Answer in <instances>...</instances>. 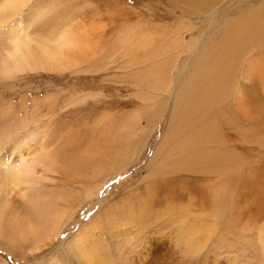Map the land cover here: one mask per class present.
<instances>
[{
  "label": "rangeland",
  "instance_id": "obj_1",
  "mask_svg": "<svg viewBox=\"0 0 264 264\" xmlns=\"http://www.w3.org/2000/svg\"><path fill=\"white\" fill-rule=\"evenodd\" d=\"M263 6L25 0L1 13V29L22 25L35 44L68 40L35 67L0 71V155L20 145L37 180L22 189L64 212L51 243L30 252L0 210V264H264V31L240 40L231 71L219 59L216 101L203 95L181 118L179 100L200 55ZM186 120L218 156L210 163L173 149ZM32 221L43 234L47 221ZM81 237L94 254L69 250Z\"/></svg>",
  "mask_w": 264,
  "mask_h": 264
},
{
  "label": "bare ground",
  "instance_id": "obj_2",
  "mask_svg": "<svg viewBox=\"0 0 264 264\" xmlns=\"http://www.w3.org/2000/svg\"><path fill=\"white\" fill-rule=\"evenodd\" d=\"M24 3L25 0H0V14L3 13L4 16L13 15L17 12L18 8L22 6ZM11 9L12 11H9ZM253 11H250L249 14L247 13L246 15H244L242 17V23L235 24L233 30L230 27L227 28L228 31L227 30L225 31L227 37L223 45L221 46H217V44L213 45L211 48H209V50H206L205 53H202L200 55V59L199 62L197 63V66L195 67L194 71L191 73V75L188 77L186 81V86L188 87V91L183 96L179 95V100L181 101V103L182 104L186 103L184 104L185 106L182 108L180 112V114H183L182 116H180L181 118H184L188 111L190 114H192L196 111V107L201 106L200 97L203 95H205L203 100L204 103L216 101V95L218 93L219 88L216 87L217 84L213 85L215 81V74L222 78L223 75L221 74V71H224L223 62L219 59L225 61V69L226 68L228 69L229 66L233 64L232 60L236 55L235 53L237 50L236 46L237 44L240 43V40H242L248 34H254L255 32L264 31V9L258 12H253ZM1 22L2 20L0 19V25ZM253 28H255L254 29L255 32L253 31ZM231 36L239 39L236 45L232 44L233 41L230 40ZM34 37L36 40V36ZM65 37L66 36H64V34L59 33V35L52 37V39L49 38V40H51L50 42L48 40L49 44L45 43L47 39L46 40L44 39L45 41L43 40L44 43L41 42L40 44L39 43L35 44L36 41L34 40V38L31 37V35L25 33L24 26L22 25H18V26L11 25L6 29L0 28V71H3L6 68L20 69L22 67H35L37 65V59L46 57L47 53H50V51L51 53H55V51H57L59 47L61 46L63 47V45L68 40ZM61 48L58 50L59 52ZM234 67L236 66L234 65ZM231 70L229 68V71ZM151 76H152V71H151ZM155 78L157 77L155 76ZM220 89L221 91H223L222 87ZM223 94H225V92ZM186 123H187L186 128L181 127L182 124L178 126L177 128L178 133H176V135L179 137H184V139L178 141L175 144V146H173V149L175 150L177 149V151L182 152L184 159L186 158L202 159L210 163V160L213 159V156L218 157L211 150H207L204 147H202L201 149L200 145L198 146L197 142L199 140L196 141L198 139L197 138L198 134L195 135V132H193L191 129L187 130L188 127L191 125H189V122L187 120L183 125H186ZM181 133L183 134L185 133V134L181 135ZM124 144H126V142ZM119 146L121 147V145ZM110 148L112 149V147ZM22 150L23 148H21L20 145L15 144L13 145V149L11 152L13 156L0 155V210L2 214L6 216V218L10 221L11 225L13 226L15 236L18 239V241L23 245L30 246V252H34L48 246L51 243V241L54 239L58 226L63 219L64 212L57 209L50 210L48 207L45 208L44 202L39 203L38 199L36 200L33 196L28 195L25 189H22L28 183L30 185V183H34L37 181L35 177L36 165L33 161L32 162L27 161V157L24 155ZM107 170L109 171V169ZM92 193H93L92 190L89 189L86 191V196L89 197ZM32 217H38L39 220L41 221L43 220L47 221L48 225H45L47 227L44 229L45 231L43 234H41L38 228L35 227L36 224L35 222L32 221ZM61 247H63V245H61ZM69 250L73 251V253L77 257L85 256L86 252L89 250L93 254L95 253L92 246L88 247V239H84V237L83 239L81 237L80 243L72 242L69 247Z\"/></svg>",
  "mask_w": 264,
  "mask_h": 264
}]
</instances>
